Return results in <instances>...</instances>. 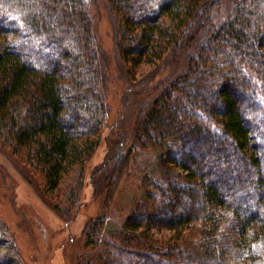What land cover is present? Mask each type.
<instances>
[{
	"label": "trees",
	"instance_id": "obj_1",
	"mask_svg": "<svg viewBox=\"0 0 264 264\" xmlns=\"http://www.w3.org/2000/svg\"><path fill=\"white\" fill-rule=\"evenodd\" d=\"M108 1L131 80L139 62L179 65L138 128L143 147L162 150V176L142 180L119 241L104 239L111 261L264 264V0H234L218 25L225 0ZM99 47L89 0H0V148L48 197L107 124ZM109 155L113 185L132 151ZM102 222L87 226L96 242ZM15 239L0 219L1 264L22 260Z\"/></svg>",
	"mask_w": 264,
	"mask_h": 264
},
{
	"label": "rangeland",
	"instance_id": "obj_2",
	"mask_svg": "<svg viewBox=\"0 0 264 264\" xmlns=\"http://www.w3.org/2000/svg\"><path fill=\"white\" fill-rule=\"evenodd\" d=\"M233 1L221 3L213 23L218 25L233 16ZM89 4L100 44L99 68L110 107L108 121L99 134L97 150L83 166L69 173L64 186L51 197L44 193L39 178L31 176L17 157L0 148V219L14 234L22 255L21 261L10 264H118L111 261L108 254L112 248L104 239L119 241L112 237L124 229L125 218L136 210L134 200L141 193L142 180L162 176V150L143 147L138 128L157 94L156 87L176 77L179 65L139 62L131 80L118 54L116 18L109 1L89 0ZM128 148L132 151L131 164L124 175L113 177L111 185L108 180L115 163L111 164V157L106 162V156L123 154ZM69 186L78 195L75 202H65L70 197ZM57 198L64 201L59 208ZM99 219L104 222L99 229L101 239L96 242L87 226ZM152 232L157 236L168 234L166 229Z\"/></svg>",
	"mask_w": 264,
	"mask_h": 264
}]
</instances>
